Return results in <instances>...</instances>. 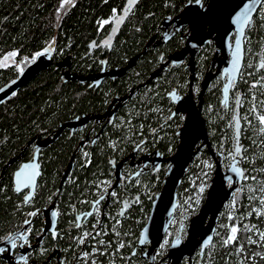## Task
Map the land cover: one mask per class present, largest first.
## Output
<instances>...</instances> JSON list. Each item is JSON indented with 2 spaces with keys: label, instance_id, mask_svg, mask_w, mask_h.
Instances as JSON below:
<instances>
[{
  "label": "trees",
  "instance_id": "1",
  "mask_svg": "<svg viewBox=\"0 0 264 264\" xmlns=\"http://www.w3.org/2000/svg\"><path fill=\"white\" fill-rule=\"evenodd\" d=\"M187 1L192 0H0V86L53 39L54 59L68 56L69 71L80 75L97 72L103 59L106 67H122L140 53L123 75L107 77L98 86H91L89 81L66 80L60 67L49 65L0 104V173L3 165L14 158L0 175V238L19 226L31 207L43 204L57 190L74 151L69 178L63 181L56 198L61 213H65L64 223L70 216L65 212L69 204L91 194L99 177L112 175L111 160L125 157L136 146L139 155L158 150L167 156L174 151L178 143L176 131L183 119L180 114L170 116L174 104L168 92L173 88L186 92L189 69L185 63L168 65L149 82L142 83L169 53L181 47L184 38L176 31L164 42L145 44L152 36L161 37L163 18L177 14ZM110 37L113 41L109 46ZM244 38L243 66L230 97L237 93L235 99L240 100L241 159L248 158L240 164L248 187L239 188L218 214L217 232L212 245L201 255L200 264H264V206L262 211L258 209L264 192V124L259 120L264 116V0ZM213 51L210 41L195 54L193 79L198 84L210 66ZM196 72H203L200 80ZM221 86L222 80L213 77L203 94L202 115L213 149L221 152L223 167L233 154L235 134L230 109L221 104ZM125 95L126 100L113 117L94 125L90 134H99L93 141H85L83 149L79 141L86 130L67 128L40 149L35 198L28 206L23 205L21 196L12 189L11 177L19 162L32 157L34 143L30 140L51 135L65 120L104 113L113 98ZM198 155L210 156L205 147L194 155L177 188V197L190 186L189 176L196 172ZM165 165L138 172L135 179L118 189L119 198L133 199L137 195L118 222L120 247L116 255L120 264L137 243L154 195L162 186ZM199 181H195L194 188ZM178 211L179 207L175 212ZM233 226L238 229L237 239L225 244ZM71 231L56 242L70 252L80 247ZM95 254L90 252V256ZM141 258L137 255L136 263ZM79 262L90 264L92 259Z\"/></svg>",
  "mask_w": 264,
  "mask_h": 264
},
{
  "label": "water",
  "instance_id": "2",
  "mask_svg": "<svg viewBox=\"0 0 264 264\" xmlns=\"http://www.w3.org/2000/svg\"><path fill=\"white\" fill-rule=\"evenodd\" d=\"M262 1L201 0L202 6L201 4H197L195 0L187 1L177 14L167 15L163 18L161 25L164 30L161 37L156 38L152 36L145 44V46L152 45L154 42L155 44H159L169 39L176 32V29L180 30V36L184 38L181 47L169 53L142 84L149 82L163 67L185 63V66L189 69V85L183 95L176 93L175 88L168 92V95H171V102L174 104L170 116L175 114L183 115L182 124L176 131L178 135L176 148L167 156L162 155L158 150L141 154L137 163L140 160L142 163L139 166V170L133 174L136 175L147 164L149 167L155 169L160 168L163 163L166 164L162 186L155 193L147 219L138 234L136 247L140 248L144 244H148L146 249L141 253L143 259L149 257L151 260L153 252L165 236L178 205L177 188L181 183L188 165L192 162L194 155L201 147H205L212 157L214 170L202 204L197 213L189 218L186 227V237L184 239L175 237L170 242L167 253L164 256L168 259L169 264H180L182 258L185 256L190 259L196 249H198L200 255L203 254L205 249L212 243L218 214L222 210L225 202L231 199L233 194L239 189L244 177V170L240 164L242 153L240 129L242 122L240 118L239 100H237L233 115L235 144L232 159L225 168L222 167L220 162L221 152H216L208 139L205 118L202 115V100L203 94L211 79L216 75H220L222 79L221 104H224L226 107L228 106L231 87L238 80L243 66L245 31ZM247 8H250V10L245 15ZM237 17H240L238 22ZM184 28H186L185 33L182 32ZM112 41L113 37H110L108 41L109 46ZM210 41L214 47L210 66L205 71L199 84V90L195 96L192 88L195 66L194 57L199 48ZM55 48V41L53 39L39 50L28 63L22 66L16 76L0 86V104L9 100L21 87L27 85L40 71L49 65L55 64L57 67H60L62 75L66 80L75 79L79 82L89 81L91 86H98L107 77L114 78L123 75L140 54L134 55L122 67H106V59H103L102 66L97 72L80 75L69 71L70 61L68 56L59 60L54 59ZM237 54L239 62L236 69L233 70V63L237 59ZM126 97L125 95L119 97V99L124 100ZM114 101L115 98L110 101L104 113L83 114L80 117L65 120L59 124L58 128L51 135L31 139L30 142L33 141L34 143L32 157L27 161L21 162L13 171L12 179L15 190L20 191L28 188L26 197L28 198L36 188L37 179L40 175L38 162L40 149L53 142L65 128L74 130L78 126H83L90 119H100L106 115H110L114 111L110 109ZM119 104L120 102L116 104V107ZM82 142L83 140L79 143L81 144ZM137 147L130 153L131 156L134 155ZM74 153L75 151L63 169L58 186L59 189L72 168ZM13 159L10 158L6 162L0 175L3 174L5 166L12 162ZM125 159L123 157L116 165L115 176L117 180H119L120 176L119 165ZM43 213L45 219L42 227L43 234L40 237L48 230L53 231L57 219V213L53 210V203L44 208ZM23 228L24 226L19 230ZM4 243V241L0 242V256L9 258V250L6 254L1 253V250L5 248ZM136 247L133 250H136Z\"/></svg>",
  "mask_w": 264,
  "mask_h": 264
},
{
  "label": "flooded vegetation",
  "instance_id": "3",
  "mask_svg": "<svg viewBox=\"0 0 264 264\" xmlns=\"http://www.w3.org/2000/svg\"><path fill=\"white\" fill-rule=\"evenodd\" d=\"M176 31L180 30L176 29ZM217 76L221 79L220 75H216L215 77ZM195 83L196 82L193 79L192 86ZM175 92L182 95L185 93L176 88ZM194 95L196 96V94ZM170 97L171 95H169V98ZM125 100L126 98L122 100L119 99V97H115V101L110 106V109L114 111L110 115H106L100 119H93L94 122L92 123H90L91 120H89L83 126H78L76 128L77 130H86L87 132L84 139H82L83 142L81 144L79 143L80 147L83 146L84 142L88 139L93 141L97 137L99 134L98 132L92 135L90 134L94 125L102 122L104 119L106 121L109 116L113 117L115 110H117V107L119 106L118 105L116 107V104L120 102L121 105ZM107 106H109V104ZM180 115L183 119V115ZM81 149H83V147H81ZM143 153L146 154L151 152L143 151ZM140 155L137 153V151L134 152L133 156L130 154L125 155L126 159L121 165H119V180H117L115 176V170L117 163L123 158V156L117 161L111 160V166L113 170L110 172V174L112 175L109 177H99L92 189L91 194L86 197H80L78 202H72L69 204L68 209L65 210V212L70 215L67 216L68 222L66 221L64 223L62 220V216L65 213H61V207H59V204L56 202L57 193L61 188H57L54 193L48 195L43 204H35L34 207H31L21 224L6 232L0 238V242H5V248L1 250V253L6 254L8 250L10 251L9 258H3L0 256V264H80V260L83 259L84 261H87L88 258L92 259L90 264H120L116 255L120 247L118 240V222L119 218L123 215L127 207L133 203L135 200L134 198H136L137 195L135 194L136 196H134L133 199H128L124 196L119 198L118 189L123 186V183H128L129 181L135 179L145 170L152 169L147 164L139 171L138 175H133L136 170H139V166L142 163L141 160L139 163H137ZM21 162L17 164L14 170L21 164ZM12 177L11 181L13 191L21 196L23 202L22 204L28 206V204L32 203L33 199L35 198V189L32 194L26 198L28 188L22 189L20 191L15 190ZM68 178L69 173L66 179ZM53 200H55V202H53ZM51 203H53V210H55L57 213L56 226L53 231L48 230L42 237H40V235L43 234L42 227L45 219L43 209L48 207ZM62 223H64V225H62ZM23 226L24 228L19 230ZM70 230H72L71 233L73 232L74 235L77 236L78 243L80 244L79 249H75L71 252L68 249H61L58 247V245H56L57 240L60 241L61 237ZM136 246L137 243L133 245L132 251L129 254H125V258L121 264H136L137 255L141 257L142 251L146 249L148 244H144V246L140 248ZM135 247L136 250H133ZM90 252H94L96 254L90 256ZM98 252L99 255L97 254ZM195 252H199L198 249H196ZM195 252L191 256H193ZM200 258L201 255L199 256V259ZM182 260L180 263H182ZM187 260L188 264H193L189 258H187ZM141 261H143L144 264H161V260H157L155 258L154 252L151 260L148 257L145 259L141 258ZM199 262L196 264H200ZM167 264H169V262Z\"/></svg>",
  "mask_w": 264,
  "mask_h": 264
},
{
  "label": "rangeland",
  "instance_id": "4",
  "mask_svg": "<svg viewBox=\"0 0 264 264\" xmlns=\"http://www.w3.org/2000/svg\"><path fill=\"white\" fill-rule=\"evenodd\" d=\"M182 32L185 33L186 28L183 29ZM244 41H245V38H244ZM205 69L206 68H204V70ZM204 70H203V72H204ZM203 72L200 74L198 72H196V75L198 76L199 80L201 79ZM192 88H193V93L197 94V92L199 90L198 83L193 84ZM236 94L234 96L230 97L229 104H228V107L230 109V114H231V118H230L231 122L233 119V115L235 113L236 105L234 104V102L237 101L235 99ZM239 103H240V100H239ZM231 159H232V156L229 157L228 162ZM247 159L248 158L244 156V157H242L240 162L241 161L242 162L247 161ZM228 162H227V164H228ZM226 165H223V168H225ZM196 166H197L196 172L191 173V175L189 176L190 186L188 188H186L185 190H183L181 192L180 196L177 197V200H178L177 208L179 207V211H178V213L175 212V214H174V216H173V218L169 224V227L165 233V236L163 237L162 241L160 242V244L158 245V247L154 251L155 258L157 260H161V264H167L169 262L168 259L165 258L164 256L167 253V250H168V247L170 245L171 240L175 237H180L182 239H184L186 237V233H187L186 227H187V224L189 222V218L192 215H194L195 213H197L200 205L203 202L202 199L205 197L206 190L210 184V178L212 176L211 174L213 173V170H214V161H213L212 157L211 156H209V157L199 156L198 159L196 160ZM245 179H246V177L242 180L239 188L248 187V183L244 182ZM196 180H200V181H199L198 186L196 188H194V184H195ZM260 190L261 189H259V192H260ZM229 201H230V199L227 202H225L223 208L227 207V204ZM260 201L261 202L264 201V192L262 195H260ZM263 206H264V202L258 206V209L260 211H262ZM216 225H217V222H216ZM215 230H216V228H215ZM215 232H217V231H215ZM212 242H213V240H212ZM211 245H212V243H211ZM190 261H191V263L196 264L197 262L201 261V258L199 259L197 252H195V254L190 257ZM136 264H144V263H143V261H141L139 263L137 262ZM180 264H188V260H187L186 256L183 258L182 263H180Z\"/></svg>",
  "mask_w": 264,
  "mask_h": 264
},
{
  "label": "snow or ice",
  "instance_id": "5",
  "mask_svg": "<svg viewBox=\"0 0 264 264\" xmlns=\"http://www.w3.org/2000/svg\"><path fill=\"white\" fill-rule=\"evenodd\" d=\"M131 2L132 3H134L135 2V0H131ZM195 2L197 3V4H201V6H202V3H201V0H195ZM63 6V5H62ZM248 10H250V8H247L246 9V11H245V15H247V11ZM237 19V22L239 21V19H240V17H237L236 18ZM241 31H242V29H241ZM12 55H15V54H12ZM238 62H239V58H238V54H237V59L234 61V63H233V70H235L236 69V67H237V65H238ZM261 67H264V65H261ZM14 94V93H13ZM259 120H260V122L262 123V124H264V116H260L259 117ZM237 151H239V149H237ZM27 167V166H26ZM262 202H264V201H262ZM90 215H91V213H90ZM237 231H238V229L235 227V226H233L232 228H231V233H232V235H230L229 236V238L227 239V240H225V244H228V243H230V242H234L236 239H237V237H236V233H237ZM261 236L262 237H264V233H261ZM177 243H179V241H177ZM14 246V245H13Z\"/></svg>",
  "mask_w": 264,
  "mask_h": 264
},
{
  "label": "bare ground",
  "instance_id": "6",
  "mask_svg": "<svg viewBox=\"0 0 264 264\" xmlns=\"http://www.w3.org/2000/svg\"><path fill=\"white\" fill-rule=\"evenodd\" d=\"M11 163V162H10ZM4 166V165H3Z\"/></svg>",
  "mask_w": 264,
  "mask_h": 264
}]
</instances>
